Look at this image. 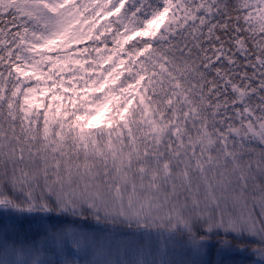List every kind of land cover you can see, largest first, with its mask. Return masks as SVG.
Here are the masks:
<instances>
[{
  "label": "snow or ice",
  "instance_id": "1",
  "mask_svg": "<svg viewBox=\"0 0 264 264\" xmlns=\"http://www.w3.org/2000/svg\"><path fill=\"white\" fill-rule=\"evenodd\" d=\"M0 220V264H264V0H0Z\"/></svg>",
  "mask_w": 264,
  "mask_h": 264
},
{
  "label": "trees",
  "instance_id": "2",
  "mask_svg": "<svg viewBox=\"0 0 264 264\" xmlns=\"http://www.w3.org/2000/svg\"><path fill=\"white\" fill-rule=\"evenodd\" d=\"M9 224H17L19 228L18 240L20 241H31L36 239L40 231L43 227V223L38 220H30V219H9ZM55 222V221H53ZM3 221L0 220V224ZM76 224H82L83 228L87 231H91L93 229L103 230L101 233V241L105 244H110L112 241L120 242V239L123 238L124 233L128 232V229H122L119 225H99L97 226L94 221L88 219L86 221H75ZM130 239V238H129ZM88 259H93L91 255L87 257ZM79 259V258H78Z\"/></svg>",
  "mask_w": 264,
  "mask_h": 264
}]
</instances>
